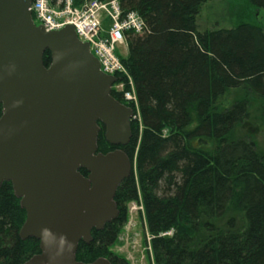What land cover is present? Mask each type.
<instances>
[{
  "label": "trees",
  "instance_id": "obj_1",
  "mask_svg": "<svg viewBox=\"0 0 264 264\" xmlns=\"http://www.w3.org/2000/svg\"><path fill=\"white\" fill-rule=\"evenodd\" d=\"M207 1L120 0L145 23L141 34L126 36V75L115 74L130 77L137 115L125 145L109 144L98 123L97 150H123L131 170L113 198L117 216L92 228L89 242L79 241L78 262L129 264L112 246L136 202L154 264H264V148L239 129L253 117L264 124V31L248 20L201 29L197 15ZM243 2L264 10V0ZM50 61L45 50L44 66ZM232 89L240 93L223 103ZM124 91L112 88L111 95L133 108ZM25 217L11 182L3 181L0 264L40 253L37 238L19 234Z\"/></svg>",
  "mask_w": 264,
  "mask_h": 264
},
{
  "label": "water",
  "instance_id": "obj_2",
  "mask_svg": "<svg viewBox=\"0 0 264 264\" xmlns=\"http://www.w3.org/2000/svg\"><path fill=\"white\" fill-rule=\"evenodd\" d=\"M31 1L0 0V185L11 182L26 212L19 234L41 249L22 264H111L78 262L75 251L117 216L113 198L131 170L123 150L98 152V123L109 144L125 145L132 110L73 27L45 31Z\"/></svg>",
  "mask_w": 264,
  "mask_h": 264
},
{
  "label": "built area",
  "instance_id": "obj_3",
  "mask_svg": "<svg viewBox=\"0 0 264 264\" xmlns=\"http://www.w3.org/2000/svg\"><path fill=\"white\" fill-rule=\"evenodd\" d=\"M29 10L34 23L45 31L72 26L77 38L88 44L100 70L114 77L121 72L126 75L116 52L118 45H126L128 33L141 34L145 27L142 16L134 10H124L120 0H32ZM115 84L116 81L113 87ZM128 84L130 89L123 92V98L136 102L130 77Z\"/></svg>",
  "mask_w": 264,
  "mask_h": 264
},
{
  "label": "rangeland",
  "instance_id": "obj_4",
  "mask_svg": "<svg viewBox=\"0 0 264 264\" xmlns=\"http://www.w3.org/2000/svg\"><path fill=\"white\" fill-rule=\"evenodd\" d=\"M239 20L255 22L264 31V10L260 8L257 10L255 8L247 10L243 0L207 1L202 4L197 15V24L201 29L231 27ZM116 52L121 57L126 56L127 43L126 45L124 43L119 44ZM119 79L117 77L114 89L124 91L128 79L126 81L122 77ZM239 90H230L225 95L223 103H229L235 99L238 93H240ZM133 105V108L130 106L132 117L134 113L137 115L135 102H133ZM239 129L254 138L259 146L264 148V124L258 122L256 117L244 121ZM112 251L127 259L129 264H154L149 246V234L146 230L141 205L136 202H131L128 206L127 221L121 228L118 238L112 246Z\"/></svg>",
  "mask_w": 264,
  "mask_h": 264
}]
</instances>
